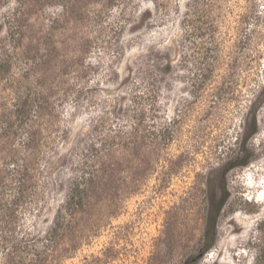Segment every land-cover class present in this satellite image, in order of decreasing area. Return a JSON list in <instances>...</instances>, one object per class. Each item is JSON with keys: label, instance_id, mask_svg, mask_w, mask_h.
<instances>
[{"label": "trees", "instance_id": "trees-1", "mask_svg": "<svg viewBox=\"0 0 264 264\" xmlns=\"http://www.w3.org/2000/svg\"><path fill=\"white\" fill-rule=\"evenodd\" d=\"M176 5L177 0H18L0 35V264H65L111 227L152 177L159 191L180 172L184 154L174 158L168 146L179 140L181 107L168 117L158 86L171 67L167 57L155 66L148 52L137 65L140 76L131 72L121 79V93L105 95L101 89L104 80L118 75L113 62L125 53L126 32L162 26ZM258 15L255 0L185 3L178 18L181 33L165 49L177 48L174 63L186 69L192 102L200 100L198 111H215L225 97L238 103L251 96L249 112L260 94L255 89L264 94V80L262 86L249 83L254 75L249 25ZM94 54L109 58L102 61L104 80ZM76 105L93 108V117L69 153L63 197L45 230L35 231L27 216L46 200L47 167L68 136L66 115ZM249 126L245 117V135L235 138L236 148L223 150L201 174L206 182L185 191L165 211L143 264H192L196 248L203 253L212 247L228 192L224 185L215 201L207 179L215 163H222L224 174L248 163L246 143L257 130L255 120ZM113 235L107 246L77 264L124 262L122 234L116 229ZM253 245V264H264V218Z\"/></svg>", "mask_w": 264, "mask_h": 264}, {"label": "rangeland", "instance_id": "rangeland-1", "mask_svg": "<svg viewBox=\"0 0 264 264\" xmlns=\"http://www.w3.org/2000/svg\"><path fill=\"white\" fill-rule=\"evenodd\" d=\"M188 0H177L176 9L155 28L142 27L136 32L127 31L123 40L125 53L122 58L113 62L116 76L104 80L105 63L109 58L92 55L100 59L99 78L104 80L103 94H119L123 90V79L128 74L134 78L140 76L137 65L144 55L150 52L158 66L167 57L171 64L168 72L160 76L159 87L164 100V110L168 117L173 118L181 107L179 140L170 142L168 152L176 155L183 153V165L180 172L173 176L168 186L163 190H155L156 180L152 177L147 186L138 194L130 197L125 210L92 242L79 250L65 264H77L84 255L96 254L107 246L113 238L116 229L120 230L123 259L115 260L114 264H143L147 259L154 238L162 228L165 211L187 190L194 191L206 179L202 173L210 170V162L219 161L217 156L227 147L236 148V137L240 139L243 133L244 119L250 123L255 120L257 130L248 139L246 147L251 152L249 161L244 166H236L223 173V165L215 163L207 183L214 188L216 201L223 192L225 185L228 197L217 219L215 241L211 248L200 252L197 248L192 264H253L255 248L254 238L258 236V224L264 218V94L262 88H256L259 97L248 111L251 96L243 98L238 103L225 99L213 112L198 111L200 100L189 95V83L186 81V69L175 66L177 48L166 50V46L174 43L181 31L178 18L185 11ZM141 7L152 9L150 3L140 1ZM244 4V2H243ZM18 6V0H0V35L5 32V21ZM178 7V9H177ZM255 9L259 13L258 20H251L249 29L254 30L252 45L248 51V59H252L253 77L249 83L257 82L262 86L264 80V0H255ZM53 8H48L51 12ZM156 25H161L158 23ZM130 44V45H129ZM174 48L176 45L173 46ZM256 57V59H254ZM135 71V72H134ZM248 92V91H247ZM246 92V93H247ZM94 109L89 106L76 105L69 108L66 115L68 136L59 145L56 154L50 161L47 171L50 187L42 208L33 215L27 216L28 226L35 231L43 232L49 224L54 208L64 195L66 185V169L69 153L76 145L80 136L88 130V124L93 117ZM223 140V142L221 141ZM224 182H221V177ZM205 187V184H203ZM254 210V211H252ZM185 234V230L182 229ZM197 232V231H196ZM196 238L198 236L197 233ZM213 237L209 235L207 241ZM125 253V254H124ZM180 257H177L179 260Z\"/></svg>", "mask_w": 264, "mask_h": 264}]
</instances>
